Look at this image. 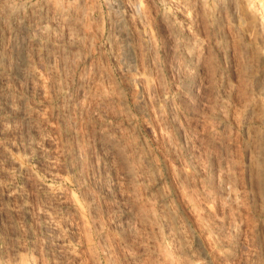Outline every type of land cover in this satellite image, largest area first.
<instances>
[{
  "label": "clouds",
  "instance_id": "obj_1",
  "mask_svg": "<svg viewBox=\"0 0 264 264\" xmlns=\"http://www.w3.org/2000/svg\"><path fill=\"white\" fill-rule=\"evenodd\" d=\"M153 11L160 17L162 39L153 31ZM200 25L221 37L211 53L219 60L211 68L206 41L195 30ZM230 33L238 42L250 38L240 52L239 75L225 43ZM5 53L22 87L29 78L47 77L45 96L65 110L70 142L63 151L77 169L78 186L93 204V187L104 193L125 239L139 244L141 235L146 244L154 242L149 249L153 264L168 260L161 247H174L177 259L186 257L195 236L178 238L184 229L173 228L174 209L167 200L156 211L155 193L165 179L148 141H137L142 128L152 134L146 121L159 125L166 144L174 143L176 132L183 137L189 118L214 121L212 140L222 138L224 147L214 161L217 176L206 175L204 182H216L221 160H227L229 182L217 187H226L228 199L236 195L233 202L240 203L239 161L230 146L234 129L246 142L254 130L264 134V0H0V64ZM220 125L226 136L216 131ZM37 146L44 147L43 139ZM237 237L241 225L234 224L228 239ZM58 240L53 237L52 243ZM105 246L112 260L111 246ZM247 249L254 258L248 264H264V248L249 243Z\"/></svg>",
  "mask_w": 264,
  "mask_h": 264
},
{
  "label": "rangeland",
  "instance_id": "obj_2",
  "mask_svg": "<svg viewBox=\"0 0 264 264\" xmlns=\"http://www.w3.org/2000/svg\"><path fill=\"white\" fill-rule=\"evenodd\" d=\"M152 16L153 31L162 39L160 17L155 11ZM179 18L185 19L183 14ZM195 30L206 41L205 55L211 68L219 60L218 53H211H216L220 34L207 31L203 25ZM229 35L225 43L230 66L234 65L239 75L240 52L250 38L245 36L238 42ZM34 59L43 73L39 58ZM44 80L29 78L22 87L10 53L4 54L0 64V264H129L137 257V264H153L149 249L154 242L146 244L141 235L137 236L139 244L125 239L121 221L109 212L104 193L93 187V204L91 196L86 197L78 186L77 169L66 162L67 152L63 151L70 142L65 110L54 107L52 98L45 96ZM146 124L152 134L142 128L137 141H148L165 179L155 193L156 211L160 212L167 200L174 209L173 228L184 229L177 233L178 238L195 236L190 249H185L186 257L177 259L174 247L158 246L168 257L166 264H248L254 258L247 245L264 248V134L254 130L253 139L246 142L242 132L233 131L236 140L230 147L239 161L236 187L240 203L236 204V195L230 201L224 194L226 187H217V183L226 186L229 182L227 160H221L216 182H204L206 175L217 176L214 161L220 160L224 147L222 138L212 140L214 121L201 117L197 123L189 118L183 137L176 132L173 144L165 143L159 125ZM216 131L228 134L225 125ZM42 139L44 147L40 148L37 145ZM89 172L93 174L92 169ZM120 183L122 189L126 187L124 181ZM121 194L126 196L127 192L122 190ZM234 224L241 225L242 238L230 242L228 235ZM53 237H59L55 245ZM106 242L111 246L112 260L106 256Z\"/></svg>",
  "mask_w": 264,
  "mask_h": 264
}]
</instances>
